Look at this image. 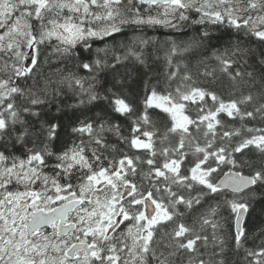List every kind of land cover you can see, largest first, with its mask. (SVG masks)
<instances>
[{"label":"snow or ice","instance_id":"6c2138e0","mask_svg":"<svg viewBox=\"0 0 264 264\" xmlns=\"http://www.w3.org/2000/svg\"><path fill=\"white\" fill-rule=\"evenodd\" d=\"M0 264H264V0H0Z\"/></svg>","mask_w":264,"mask_h":264},{"label":"trees","instance_id":"16d2710c","mask_svg":"<svg viewBox=\"0 0 264 264\" xmlns=\"http://www.w3.org/2000/svg\"><path fill=\"white\" fill-rule=\"evenodd\" d=\"M192 33L190 31L187 32V35H184L180 32H174L172 30L167 29H160L156 32H149L150 36H155L158 41H165V40H176L178 43L182 39H187V36H190ZM51 49H47V52H50ZM160 56H163V50L159 53ZM157 71L163 73V61H158L156 65ZM67 70L75 71L76 69L73 66L72 61L70 60H61L58 59L55 55L50 56L46 61L43 57H41V63L39 66V73L38 79L40 83L43 84L45 78H52L53 80L59 79L61 73H64ZM261 217L259 212L253 215L251 220L249 221V228L252 230H256L257 227L260 225Z\"/></svg>","mask_w":264,"mask_h":264},{"label":"rangeland","instance_id":"374dc122","mask_svg":"<svg viewBox=\"0 0 264 264\" xmlns=\"http://www.w3.org/2000/svg\"><path fill=\"white\" fill-rule=\"evenodd\" d=\"M25 51H28V49H25Z\"/></svg>","mask_w":264,"mask_h":264}]
</instances>
